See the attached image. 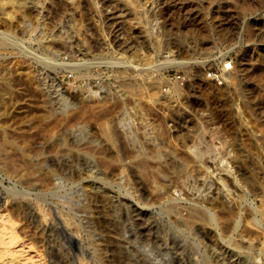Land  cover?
Returning <instances> with one entry per match:
<instances>
[{
  "label": "rangeland",
  "instance_id": "obj_1",
  "mask_svg": "<svg viewBox=\"0 0 264 264\" xmlns=\"http://www.w3.org/2000/svg\"><path fill=\"white\" fill-rule=\"evenodd\" d=\"M0 7V33L11 38L0 44V213L38 252L35 264H209L213 253L231 264L258 255L259 244L236 241L243 226L261 237L264 0ZM228 62L224 85L206 77ZM102 103L106 116L94 112ZM95 180L99 187L86 185ZM193 211L206 213L210 236L177 219Z\"/></svg>",
  "mask_w": 264,
  "mask_h": 264
},
{
  "label": "bare ground",
  "instance_id": "obj_2",
  "mask_svg": "<svg viewBox=\"0 0 264 264\" xmlns=\"http://www.w3.org/2000/svg\"><path fill=\"white\" fill-rule=\"evenodd\" d=\"M9 1H17V0H9ZM8 39H11L10 38V34L8 33H4V32H1L0 33V44L4 45L3 43H6V41ZM9 41V40H8ZM12 41V40H10ZM224 54V53H223ZM225 55V54H224ZM223 56V55H222ZM227 66H230L232 65L230 62H228ZM226 67V65H225ZM233 67V65H232ZM226 68H229V67H226ZM234 76L233 75H230V78L229 80L230 81H234ZM175 90H179L178 89V86H174V91ZM183 90V89H182ZM178 92V91H177ZM176 92V93H177ZM254 92V91H253ZM100 103V102H99ZM85 106V105H84ZM83 106V107H84ZM109 107V106H108ZM248 107V106H247ZM110 108V107H109ZM112 108V107H111ZM81 110V109H80ZM88 110V109H87ZM108 108L106 106V104L102 103V104H97L95 107H94V112H97L99 113L100 115H105L106 112H107ZM92 112H93V108H92ZM80 115V114H79ZM94 115V114H93ZM98 115V114H97ZM96 115V116H97ZM106 116V115H105ZM74 117V116H73ZM102 117V116H101ZM99 120V119H98ZM59 121V120H57ZM61 121V120H60ZM63 121V119H62ZM239 121V120H238ZM49 128V127H48ZM45 130V129H44ZM41 131V130H40ZM113 131V130H112ZM41 133V132H40ZM2 134V133H1ZM87 147V146H86ZM2 148V149H1ZM195 149L196 147L194 146L193 151L194 152V156H197L196 152H195ZM3 150V147H1L0 145V151ZM42 150V149H41ZM39 151V150H38ZM13 152V151H12ZM124 154V153H123ZM10 156V155H9ZM15 157V156H14ZM199 157V156H197ZM195 158V157H194ZM13 159V158H12ZM15 159V158H14ZM19 160V159H18ZM12 164V162H11ZM10 164V165H11ZM24 164V163H23ZM27 164V163H26ZM8 165V164H6ZM15 164L13 163L12 166H14ZM17 165V163H16ZM123 165V164H122ZM126 165V164H124ZM123 165V166H124ZM138 165V164H137ZM20 166V165H19ZM129 166V165H128ZM36 167V166H35ZM34 167V169H35ZM39 167V166H38ZM12 168V167H11ZM122 169H125L123 167H121ZM33 169V168H32ZM31 169V170H32ZM12 170V169H11ZM43 170V169H42ZM230 170V169H229ZM230 172L229 174H231V172L233 171H229ZM147 174H149L151 176V174L149 172H147L146 170H144ZM143 171V172H144ZM35 172V170H34ZM144 172V173H145ZM26 173V172H25ZM145 173V175H147ZM155 173V172H154ZM81 174V173H80ZM30 175V174H29ZM82 175V174H81ZM156 175V174H155ZM220 175V176H219ZM43 176V175H42ZM157 176V175H156ZM218 176L222 178V173H218ZM227 176V175H226ZM39 177V176H38ZM224 179V178H223ZM33 180V178H32ZM40 180V179H39ZM85 180V179H84ZM34 181V180H33ZM225 181V180H224ZM86 185L87 186H91L93 188H96V187H99L98 186V183L95 181H87L86 182ZM101 186V185H100ZM103 186V185H102ZM225 186V185H224ZM227 186V184H226ZM229 187V186H228ZM226 188V187H225ZM229 191V189L227 190ZM230 193V192H229ZM85 196V195H84ZM161 196V195H160ZM264 196V195H263ZM39 208H42V207H39ZM176 209V208H175ZM191 209H194L195 208H191ZM42 210V218H41V224L43 226H46L48 225V220H47V217L45 216L46 213H44V210ZM177 210V209H176ZM199 210V209H198ZM197 210V211H198ZM183 211V210H182ZM180 210V212H182ZM197 211H193V212H188L189 214H187V216H183L182 214H179L177 213V219L179 220V222H182V223H185L186 225H196L198 227V229L200 230V232L202 233V235L205 236H210V234H212L213 232V228L211 226H205V224H207L208 221H206L207 218H205V215L206 213H202L201 212H197ZM200 211V210H199ZM208 211V210H207ZM210 211V210H209ZM208 211V212H209ZM249 212V210H248ZM175 213V212H174ZM173 213V214H174ZM176 214V213H175ZM224 214V213H223ZM249 215V213H248ZM211 216V215H210ZM258 216V215H257ZM256 216V217H257ZM212 217V216H211ZM228 217V216H227ZM246 217V216H245ZM244 217L243 220L246 221V218ZM65 221H66V218H64ZM224 219V218H223ZM10 217L7 216V214L5 213H0V258H4L3 262H1V264H35V257L37 256V253L36 250L34 251L33 250V247L31 248V246H28V245H25L23 242H19L16 240V236L14 235V233L12 232V225L9 224L11 221H10ZM231 220V219H229ZM228 220V221H229ZM175 222V221H174ZM214 222V221H213ZM243 222V221H242ZM231 222L229 223H225V224H222V228H231L232 224H230ZM237 223V222H236ZM40 224V225H41ZM180 224V223H179ZM230 224V225H229ZM249 224V223H248ZM254 224L255 226L257 227V229L259 230V234H261V237L260 236H253V234L249 233L250 230L246 229L247 227L243 226L239 229L238 231V236H239V241H236L238 243H236L237 245L239 244L240 248L241 246L242 247H255L257 244H259V248H258V251H257V254L256 257H254L253 260H250V259H247V258H244L243 256L241 257H234L232 259V263L231 264H264V206L262 207V209L259 210V219H255L254 220ZM218 225V224H217ZM15 227V226H14ZM218 227V226H217ZM42 228V226H41ZM71 228V227H70ZM196 228V227H195ZM218 229V228H217ZM14 230V229H13ZM43 231V230H42ZM226 231V229H225ZM228 231V229H227ZM234 231V230H233ZM236 231V230H235ZM229 232V231H228ZM254 233V231H253ZM256 234H258L256 232ZM79 235V234H78ZM78 235H75L73 234L72 235V238H75L77 241L78 244H82L81 242V239ZM215 235V234H214ZM212 237V236H211ZM214 237V236H213ZM206 239V238H205ZM209 241V240H208ZM211 241V240H210ZM26 242V240H25ZM30 245V244H29ZM210 245V244H209ZM238 247V246H237ZM237 249V248H236ZM256 249V248H255ZM207 250V249H206ZM233 249H230V250H227L225 253L228 254L229 256H235L234 255V252H232ZM251 250V249H250ZM212 251V250H211ZM234 251V250H233ZM205 253V252H204ZM223 253V252H222ZM244 253H247V252H244ZM206 254V253H205ZM224 254V253H223ZM207 255V254H206ZM209 255V254H208ZM204 256V255H203ZM237 256V255H236ZM42 257V256H41ZM206 257V256H204ZM228 257V256H227ZM39 258V257H38ZM229 259V258H228ZM1 260V261H2ZM224 260V259H223ZM207 261V259H206ZM208 262L209 264H225L221 261V259H219V254H211L210 256H208ZM206 262V263H208ZM37 264V263H36ZM158 264V263H157ZM160 264V263H159ZM228 264V263H227Z\"/></svg>",
  "mask_w": 264,
  "mask_h": 264
},
{
  "label": "built area",
  "instance_id": "obj_3",
  "mask_svg": "<svg viewBox=\"0 0 264 264\" xmlns=\"http://www.w3.org/2000/svg\"><path fill=\"white\" fill-rule=\"evenodd\" d=\"M1 10V7H0ZM1 12V11H0ZM3 16L0 14V30H2V23H3ZM227 66V65H226ZM231 68H224L222 65L221 67H215V66H209L206 69V77L213 81L214 83L218 85H224L227 82V78L225 74L230 70Z\"/></svg>",
  "mask_w": 264,
  "mask_h": 264
}]
</instances>
